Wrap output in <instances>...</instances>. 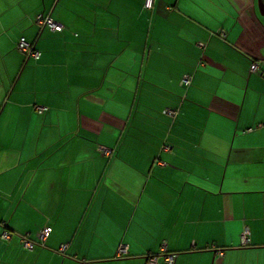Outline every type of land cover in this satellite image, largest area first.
I'll return each mask as SVG.
<instances>
[{"label": "crops", "instance_id": "crops-1", "mask_svg": "<svg viewBox=\"0 0 264 264\" xmlns=\"http://www.w3.org/2000/svg\"><path fill=\"white\" fill-rule=\"evenodd\" d=\"M261 121L257 0H0V264H264Z\"/></svg>", "mask_w": 264, "mask_h": 264}, {"label": "built area", "instance_id": "built-area-1", "mask_svg": "<svg viewBox=\"0 0 264 264\" xmlns=\"http://www.w3.org/2000/svg\"><path fill=\"white\" fill-rule=\"evenodd\" d=\"M153 2H154V0H144V6L151 8L153 5ZM33 22L38 26H46L52 31H62L64 29V25L61 22L55 20L49 14H44L41 12H38L34 15ZM74 34H76V33H74ZM218 35L220 37H225V35H226L225 30H223V29L219 30ZM200 44H202V43H200ZM16 46L22 53H24L28 56L37 57L39 55V51L37 49L33 48L31 43L28 40H26V38L24 36H20L17 39ZM257 68H258V62L252 61L250 63V66H249V70L255 71V70H257ZM191 77H192V75L190 73L182 74L181 78L179 79V84L183 85V86L188 85L191 81ZM35 108L37 109V111L41 112L44 109H46L47 107L35 105ZM163 112L167 113L171 116H174L176 113V109L166 107L163 109ZM262 126H264V121L258 122L254 127L256 128V127H262ZM254 127L249 126V127H247L246 130H252ZM99 151L104 153V154L109 155V154H111L112 149L110 147H107L105 145L100 144L99 145ZM0 225H1L0 240L8 241L12 236V231L8 227L7 221L2 220L0 222ZM50 229H51L50 225H45V226L38 229L36 234H37V238L39 239L40 242H43V240L46 239V237L48 236V234L50 232ZM19 238H20V242H21L22 246L26 249H32L36 244L35 241H33L32 239H30L28 237L27 233L19 235ZM241 241L244 244L249 242L247 228H244L242 230ZM67 245H68L67 242L60 243L57 250L59 252H63L64 249L67 247ZM214 251L219 256L223 255L222 249L214 247ZM127 253H128L127 244H125L123 242L118 243L116 246V249H115V256L121 257V256L126 255ZM158 255H162L164 260L168 264H172L173 259L175 257V252L168 251L166 249L165 243L162 242L160 245V249L157 253H147L145 264H157Z\"/></svg>", "mask_w": 264, "mask_h": 264}, {"label": "water", "instance_id": "water-1", "mask_svg": "<svg viewBox=\"0 0 264 264\" xmlns=\"http://www.w3.org/2000/svg\"><path fill=\"white\" fill-rule=\"evenodd\" d=\"M258 8L261 14H264V0H257Z\"/></svg>", "mask_w": 264, "mask_h": 264}]
</instances>
